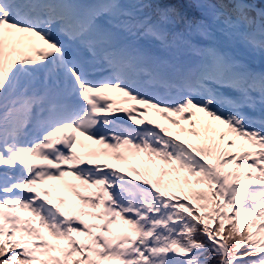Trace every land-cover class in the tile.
<instances>
[{"label": "snow or ice", "instance_id": "6c2138e0", "mask_svg": "<svg viewBox=\"0 0 264 264\" xmlns=\"http://www.w3.org/2000/svg\"><path fill=\"white\" fill-rule=\"evenodd\" d=\"M0 264H264V0H0Z\"/></svg>", "mask_w": 264, "mask_h": 264}, {"label": "bare ground", "instance_id": "6f19581e", "mask_svg": "<svg viewBox=\"0 0 264 264\" xmlns=\"http://www.w3.org/2000/svg\"><path fill=\"white\" fill-rule=\"evenodd\" d=\"M120 106H128V104H126V103H121ZM138 108H139V106H138ZM144 118H145V119H147V118L155 119L157 123H160V124H162V125L168 127V128L171 130V134L174 135V136L179 135V133H185V134H187V131H185V132H180V131H179V128H178L176 125L171 124L168 120L164 119L162 116H159V115L155 114V113L152 112L151 110H148L146 113H144ZM181 124L184 125L185 128L188 127V125L186 124V122L183 121V120H181ZM150 127H154V125H151ZM196 127L199 128V124H197ZM121 151H123L124 153H128V152L125 151V150H121ZM145 156L147 157L146 160H141V161H139V160H137L136 157H135L134 159H132V160H133V164H134V166H136V167L139 168V167H143L145 164L151 163V162L149 161L148 156H147V155H145ZM113 159L115 160V161L112 163V164L114 165V167H118L119 163H120V162H121V163L123 162L122 164H124V165L126 166V168H127V165H128V163H129V160H128V159H125V160H117V159H115V158H113ZM129 165H130V164H129ZM156 165H159V166L162 167V168H166V166H167V165H164L163 162H161V161H159V162H155V165H153V167H155ZM118 168H119V167H118ZM76 183H78V182H76ZM63 191H64V195H66V194H67V193H66V190H63ZM53 196L55 197V196H59V195H58L57 193H54V192H53Z\"/></svg>", "mask_w": 264, "mask_h": 264}, {"label": "rangeland", "instance_id": "374dc122", "mask_svg": "<svg viewBox=\"0 0 264 264\" xmlns=\"http://www.w3.org/2000/svg\"><path fill=\"white\" fill-rule=\"evenodd\" d=\"M185 138V137H184ZM193 138V137H192ZM192 138H190L189 140H193ZM194 141V140H193ZM133 157V156H132ZM134 158V157H133ZM155 160V158H153ZM158 162V160H155ZM120 167H123L121 164L119 165Z\"/></svg>", "mask_w": 264, "mask_h": 264}]
</instances>
